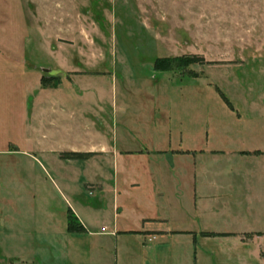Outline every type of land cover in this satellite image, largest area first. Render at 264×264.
Wrapping results in <instances>:
<instances>
[{"label":"rangeland","instance_id":"obj_1","mask_svg":"<svg viewBox=\"0 0 264 264\" xmlns=\"http://www.w3.org/2000/svg\"><path fill=\"white\" fill-rule=\"evenodd\" d=\"M256 148L264 0H0V264L87 261L68 211L113 213L119 151L183 166L189 190L195 165L201 180L254 168L234 190L261 197Z\"/></svg>","mask_w":264,"mask_h":264},{"label":"crops","instance_id":"obj_2","mask_svg":"<svg viewBox=\"0 0 264 264\" xmlns=\"http://www.w3.org/2000/svg\"><path fill=\"white\" fill-rule=\"evenodd\" d=\"M259 149L243 152L262 162L264 176V154L255 153ZM124 150L112 159L117 177L113 213L90 217L83 208L70 206L85 231L67 232L69 251L81 248L90 255L76 264H264V196L234 190L235 175L247 182L255 176L254 168L228 173L225 180L215 171L213 178L201 180L195 165V184L189 190L183 166L150 157L144 150ZM133 152L129 161H134V174L120 183L117 161ZM156 153L164 156L169 150L161 147ZM104 180L99 181L101 192L107 188ZM73 239L81 240V247Z\"/></svg>","mask_w":264,"mask_h":264},{"label":"trees","instance_id":"obj_3","mask_svg":"<svg viewBox=\"0 0 264 264\" xmlns=\"http://www.w3.org/2000/svg\"><path fill=\"white\" fill-rule=\"evenodd\" d=\"M202 61V60H200ZM156 68H159L160 65L157 62L156 63ZM247 153V152H244ZM80 152H72V155L70 158H79L80 157ZM91 155V152H90ZM68 230L70 232H81V231H85V227L82 225V223L80 222V220L78 219L77 215L73 212V210L71 208H69L68 211ZM220 235H228L226 233H220Z\"/></svg>","mask_w":264,"mask_h":264}]
</instances>
